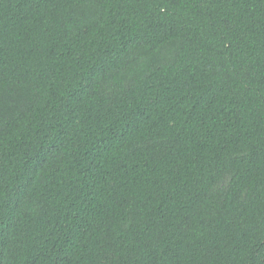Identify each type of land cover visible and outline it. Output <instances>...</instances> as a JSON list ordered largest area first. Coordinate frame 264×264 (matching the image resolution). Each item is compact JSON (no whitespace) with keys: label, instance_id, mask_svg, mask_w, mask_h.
Instances as JSON below:
<instances>
[{"label":"trees","instance_id":"trees-1","mask_svg":"<svg viewBox=\"0 0 264 264\" xmlns=\"http://www.w3.org/2000/svg\"><path fill=\"white\" fill-rule=\"evenodd\" d=\"M0 264H264V0H0Z\"/></svg>","mask_w":264,"mask_h":264}]
</instances>
